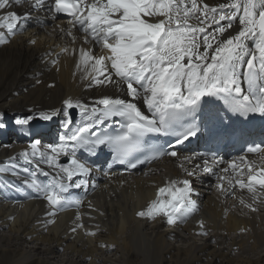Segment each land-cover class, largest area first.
<instances>
[{"label":"bare ground","instance_id":"1","mask_svg":"<svg viewBox=\"0 0 264 264\" xmlns=\"http://www.w3.org/2000/svg\"><path fill=\"white\" fill-rule=\"evenodd\" d=\"M230 2L197 0L201 8L205 3L216 7ZM33 3L28 0L0 10V16L16 11L31 17L23 30L18 25L11 34L0 27L5 33L0 42V113L23 118L55 111L62 121L66 99L98 108L102 105L95 102L104 96L124 98L122 87L107 81L97 84L96 78L103 77L96 71L95 60L85 61L81 55V49L95 58L107 57L110 51L91 37L86 41L88 34L79 26L72 27L73 19L58 18L49 11L54 0H46L44 7L35 10ZM185 3L190 6V0ZM189 23L198 21L194 16ZM232 23L224 38L238 31V19ZM210 24L201 25L209 34L214 31ZM210 42L215 46L216 40ZM247 43L254 48L252 39ZM106 63L110 68V62ZM245 68L244 64L237 68L238 77ZM139 106L145 109L142 101ZM90 115L91 111H81L82 125L90 123L86 120ZM56 117L33 119L31 125H15L11 117L0 130V264H264V187L252 182L253 190H248L249 177L264 172V134L260 131L244 135L263 142V152L249 156L245 148L250 142L227 147L225 132L218 150L212 126L206 122L196 140L173 149L177 157L165 155L134 172L111 168L105 149L94 158L82 152L80 159L93 167L89 186L70 189V202L53 209L22 181L28 177L49 182L43 175L52 171L49 166L40 162L38 170L37 161L28 163L24 154L32 152L36 140L42 152L58 144L57 135L67 132ZM13 132L16 146L7 143ZM185 157L193 159L185 161ZM205 162L211 172L204 170ZM190 172L195 175L189 176ZM185 179L191 181V199L197 205L190 215L170 227H164L169 222L163 214L138 215L147 212L152 201L170 198L159 193L160 187ZM53 211L55 215H50Z\"/></svg>","mask_w":264,"mask_h":264},{"label":"snow or ice","instance_id":"2","mask_svg":"<svg viewBox=\"0 0 264 264\" xmlns=\"http://www.w3.org/2000/svg\"><path fill=\"white\" fill-rule=\"evenodd\" d=\"M26 2L28 0H0V10L13 4L22 6ZM45 2L35 0L32 8H42ZM53 10L57 14L71 15V26H79L85 31L88 34L86 41L91 37L110 51L107 57L95 58L81 49V55L85 61L95 60L96 71L103 77L96 78L97 84L107 81L118 89L122 87L125 94L124 98H100L95 102L103 106L99 112L94 105L86 108L80 100H64L61 126L70 134L60 136V143L50 145L47 152L38 149L40 141L36 140L31 145L32 152L24 154L28 163L37 161L38 170L40 162L52 170L43 173L46 177L51 176L49 183L28 177L22 183L35 190L53 209L70 202V189L89 186L93 167L89 161L78 158V149L86 148L92 156L109 149L120 164L136 168L147 162L140 159L147 153H154L152 159L178 155L176 150H162V145H150L149 134L174 136L169 149H175L198 135L201 120L213 124L221 119L211 100L205 99L204 107H201L203 97L220 96L235 114H264V0H231L216 7L205 3L202 8L197 0H190V6L185 0H91L90 3L88 0H54V4L49 5V11ZM194 16L198 21L196 25L189 23ZM30 18L27 12L21 15L8 11L0 16V27H5L11 34L18 25L23 30ZM237 19L238 31L224 38ZM208 21H211L209 27L214 28L211 34L201 26ZM68 35H72L71 31ZM4 39L5 33L0 32V42ZM249 39L254 41V48L248 46ZM212 40H216L215 46L210 42ZM106 61L110 62V68ZM241 64L246 66L247 94H243L238 83L237 68ZM141 101L147 105L150 115L141 110ZM76 108L82 113L91 111L93 119L100 124L113 118L122 119L115 120L118 128L114 132L92 131L91 123L73 131L70 127L72 110ZM57 115L59 113L55 111L44 112L41 118L48 121ZM8 119L5 113H0V129L8 126ZM33 119V115H26L12 122L29 125ZM29 155L32 160L27 159ZM61 156L65 157L66 163L60 162ZM184 159L189 161L193 157ZM203 167L207 172L212 171L207 162ZM23 171L28 173L29 169L25 167ZM188 175L194 176L195 172ZM252 182L264 187V172L259 177H249V191L253 190ZM238 183L241 188L245 187L242 181ZM158 191L167 193L170 198L152 201L147 212L141 211L139 216L163 214L169 223H175L190 215L197 206L191 199V181L188 179L171 180ZM76 203L80 201L76 200ZM50 215H55V211ZM79 226L83 227L82 224Z\"/></svg>","mask_w":264,"mask_h":264},{"label":"rangeland","instance_id":"3","mask_svg":"<svg viewBox=\"0 0 264 264\" xmlns=\"http://www.w3.org/2000/svg\"><path fill=\"white\" fill-rule=\"evenodd\" d=\"M59 18V17H58ZM62 115H64V113L62 114ZM11 116V115H10ZM20 115H18V114H13L11 117H9V116H7L8 118H11L12 119V121L14 120V119H16V118H18ZM34 116V115H33ZM35 117V119H38V118H41V115L40 116H34ZM56 118H58L57 120L59 121H61V118H62V116H60V118L59 117H56ZM34 119V120H35ZM33 121V120H32ZM31 121V122H32ZM31 122H30V124L29 125H31ZM60 125H61V123H60ZM58 127H60L59 125H58ZM1 130V129H0ZM13 135V138L11 137L10 138V140L7 142V143H12V144H14L15 146H16V144H17V140H15V136H17V134H16V132H13L12 133ZM35 136V135H34ZM3 140H7V139H3ZM217 154V153H216ZM195 182H198L197 180L195 181ZM8 182H6V184H7ZM199 183V182H198ZM199 185H203V184H199ZM199 185H196V184H194V186H199ZM7 186H8V184H7ZM171 223H166L165 225H164V227H170L171 225H170ZM30 245V244H29Z\"/></svg>","mask_w":264,"mask_h":264}]
</instances>
